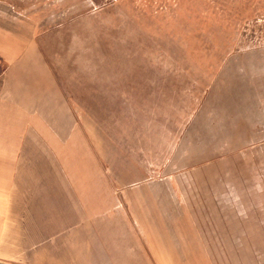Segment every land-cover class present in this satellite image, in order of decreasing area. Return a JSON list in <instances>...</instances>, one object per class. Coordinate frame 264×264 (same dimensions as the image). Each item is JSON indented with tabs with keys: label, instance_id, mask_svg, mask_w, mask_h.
Wrapping results in <instances>:
<instances>
[{
	"label": "rangeland",
	"instance_id": "obj_1",
	"mask_svg": "<svg viewBox=\"0 0 264 264\" xmlns=\"http://www.w3.org/2000/svg\"><path fill=\"white\" fill-rule=\"evenodd\" d=\"M0 11L34 31L100 174L123 172L116 203L171 204L194 226L189 264H264V0H0ZM88 229L67 227L65 253L52 235L50 259L0 262L99 264L115 236Z\"/></svg>",
	"mask_w": 264,
	"mask_h": 264
},
{
	"label": "crops",
	"instance_id": "obj_2",
	"mask_svg": "<svg viewBox=\"0 0 264 264\" xmlns=\"http://www.w3.org/2000/svg\"><path fill=\"white\" fill-rule=\"evenodd\" d=\"M1 12L0 257L30 251L50 259L52 235L65 253L67 227L86 222L91 235L106 226L115 236L99 264H189L194 226L175 221L169 203H116L123 172L111 182L100 174L93 139L84 136L34 31Z\"/></svg>",
	"mask_w": 264,
	"mask_h": 264
},
{
	"label": "water",
	"instance_id": "obj_3",
	"mask_svg": "<svg viewBox=\"0 0 264 264\" xmlns=\"http://www.w3.org/2000/svg\"><path fill=\"white\" fill-rule=\"evenodd\" d=\"M0 264H5V263L0 262Z\"/></svg>",
	"mask_w": 264,
	"mask_h": 264
}]
</instances>
